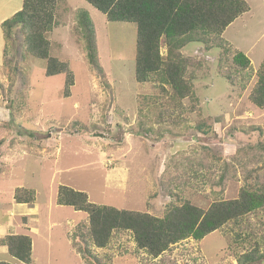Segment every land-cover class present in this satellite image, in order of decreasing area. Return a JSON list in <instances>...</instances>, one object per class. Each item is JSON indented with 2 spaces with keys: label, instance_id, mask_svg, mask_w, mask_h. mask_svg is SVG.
<instances>
[{
  "label": "rangeland",
  "instance_id": "1",
  "mask_svg": "<svg viewBox=\"0 0 264 264\" xmlns=\"http://www.w3.org/2000/svg\"><path fill=\"white\" fill-rule=\"evenodd\" d=\"M247 1L250 11L223 35L229 47L189 42L175 52L193 90L180 99L160 73L138 82L135 24L109 22L86 0L58 1L48 38L51 56L68 71L50 77L19 28L9 42L4 37L2 23L24 0H0V261L26 264L3 239L31 235V264H264V257L245 259L264 252V207L157 258L138 247L133 231L114 230L88 258L80 231L89 215L57 202L65 185L93 203L162 218L173 205L207 210L244 188L264 192V110L250 101L264 64V0ZM83 12L96 32L95 64ZM169 50L161 49L163 59ZM239 51L249 68L235 64ZM227 166L230 177L214 185ZM19 188L25 197L35 190V202L18 203Z\"/></svg>",
  "mask_w": 264,
  "mask_h": 264
},
{
  "label": "trees",
  "instance_id": "2",
  "mask_svg": "<svg viewBox=\"0 0 264 264\" xmlns=\"http://www.w3.org/2000/svg\"><path fill=\"white\" fill-rule=\"evenodd\" d=\"M58 1L60 0H24L23 9L1 25L7 42L11 40L15 29L21 30L25 48L34 57L47 62L46 75L50 77L68 71L67 63L51 56L52 44L48 38L56 25L53 13ZM86 1L103 13L109 22L131 23L137 26L138 82H147L151 75L160 73L162 80L172 86L180 99L193 96V90L190 82H186L183 76L181 54L175 52H179L189 42L206 43L211 49L229 47L223 37L224 33L239 17L250 11L247 0ZM80 25L87 34L85 45L88 57L90 62L95 64L99 60L98 41L95 28L92 27L93 22L87 12H83ZM165 45L170 47L166 60L161 55V49ZM209 48L207 49L210 50ZM6 51L5 49V53ZM234 62L243 69L251 66L250 59L242 52L236 53ZM99 67L101 68L100 63ZM232 78V75L228 77L230 81ZM72 84L73 79L67 81L66 89ZM250 101L257 109L264 110V64L250 94ZM229 177V167L221 168L220 176L214 181V185L225 183ZM23 191L27 190H17L18 203L35 202V190H28L29 197L23 196ZM57 202L89 215L88 226L84 231H80L81 238L87 244L88 258H96L92 252L95 248H106L109 245L114 230L133 231L138 247L157 258L184 240L193 238L201 241L229 222L238 223L245 215L263 208L264 192L244 188L238 198L215 201L207 210L191 203L173 205L162 218L93 203L86 192L65 185L58 188ZM3 243L14 258L26 264L32 263L33 244L30 236L8 235L3 239ZM263 257L264 252L257 257L246 256L245 259L247 262H255ZM0 264L11 263L0 261Z\"/></svg>",
  "mask_w": 264,
  "mask_h": 264
},
{
  "label": "crops",
  "instance_id": "3",
  "mask_svg": "<svg viewBox=\"0 0 264 264\" xmlns=\"http://www.w3.org/2000/svg\"><path fill=\"white\" fill-rule=\"evenodd\" d=\"M97 11H98V10H97ZM4 20H5V18H3L1 22H3ZM231 25H232V24H231ZM231 25H230V26H231ZM230 26H229V27H230ZM225 33H226V32H225ZM163 50H164V49H163ZM35 209H36V207H35ZM26 226L29 227V225H27V224H26ZM28 236H31V235H28ZM31 237H32V236H31ZM32 241H33V244H34V239H33ZM3 247H4V246H3ZM5 248H6V247H5Z\"/></svg>",
  "mask_w": 264,
  "mask_h": 264
},
{
  "label": "clouds",
  "instance_id": "4",
  "mask_svg": "<svg viewBox=\"0 0 264 264\" xmlns=\"http://www.w3.org/2000/svg\"><path fill=\"white\" fill-rule=\"evenodd\" d=\"M231 47V46H230ZM212 50V49H211ZM240 52V51H239ZM243 53V52H242ZM246 55V54H245ZM247 56V55H246ZM248 57V56H247ZM249 58V57H248ZM251 61V60H250ZM251 64H252V62H251Z\"/></svg>",
  "mask_w": 264,
  "mask_h": 264
}]
</instances>
